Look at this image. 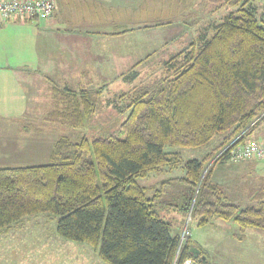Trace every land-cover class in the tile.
<instances>
[{"label": "trees", "instance_id": "obj_1", "mask_svg": "<svg viewBox=\"0 0 264 264\" xmlns=\"http://www.w3.org/2000/svg\"><path fill=\"white\" fill-rule=\"evenodd\" d=\"M254 1L222 0L232 9L165 61L159 76L108 99L114 108L106 131L79 143L56 140L48 163L0 168V231L53 216L60 236L99 249L105 264H211L190 237L181 245L179 223L193 219L201 228L233 221L238 241L250 230L264 233V177L244 188L252 204L241 208L213 171L204 173L210 154L183 164L181 154L164 151L204 148L222 136L214 153L224 164L230 150L223 149L249 142L264 124V13L259 20ZM132 73L138 78V70ZM104 87L55 86L47 118L73 129L91 126L104 110ZM182 166L185 175L162 181L153 198L137 182Z\"/></svg>", "mask_w": 264, "mask_h": 264}, {"label": "rangeland", "instance_id": "obj_2", "mask_svg": "<svg viewBox=\"0 0 264 264\" xmlns=\"http://www.w3.org/2000/svg\"><path fill=\"white\" fill-rule=\"evenodd\" d=\"M99 1L106 9L104 11L107 15L119 11V40L118 36L113 38V42L117 40L119 42V74L109 71L111 73L107 76L97 74V77H92L95 84L93 88L105 87L102 93L104 110L95 116L91 126L73 129L58 124H44L43 159L33 161V165L50 162L48 155L51 146L62 137L79 143L83 137L90 136L94 132L106 131L107 125L113 122L111 120L113 117L109 118V114H111V108H114V104L108 105L106 102L108 99H118L117 97L134 86L155 79L163 70L165 61L186 49L191 42L197 40V36L204 27L211 26L212 22L218 23L232 9L222 0ZM254 5L257 7L258 19H263L264 3L255 0ZM116 6H119V10ZM144 27L148 28L140 29ZM113 30L107 29L108 32ZM133 70H138V78L131 76ZM117 103L124 108L125 102ZM0 111L6 115L10 113L7 117L6 115L2 117L0 128L4 121L12 127L14 132H17V128L24 126L19 117L21 108L11 110L10 107H5ZM128 114L129 111L123 116L127 117ZM10 121L16 123H8ZM254 134L264 138V124ZM253 138L256 139V137ZM223 139L219 136L211 144L200 149L168 145L164 151L181 154L183 164L193 159L203 160L210 154L211 159L205 165L204 173L213 171V180L226 189L229 202L241 208L248 207L252 202L244 188L258 185L260 176L264 177V162L230 160L227 166L225 164L222 166V163H217L220 152L215 155L214 151ZM250 141L254 140L250 139ZM213 153L215 156H212ZM5 166L10 167L8 163ZM184 175L185 169L182 166L173 173L154 172L146 178H138L137 182L146 189L147 197L153 198L162 181ZM20 222L23 226L15 233L0 232V264H105L99 257V249L60 236L57 232V218L53 216L50 218L46 214H38ZM179 227L182 228L180 232L182 245L186 238L190 237L192 241L206 249L211 264H264V233L262 232L250 230L247 232L249 236H245L243 241H238L234 238L238 228L233 221L215 219L208 226L201 228L193 219L190 223L186 221L182 226L179 223ZM14 228L10 229L14 230ZM176 230L173 234L177 233Z\"/></svg>", "mask_w": 264, "mask_h": 264}, {"label": "crops", "instance_id": "obj_3", "mask_svg": "<svg viewBox=\"0 0 264 264\" xmlns=\"http://www.w3.org/2000/svg\"><path fill=\"white\" fill-rule=\"evenodd\" d=\"M57 3L58 11L48 20L0 23V109L21 108L24 125L14 132L2 122L0 168H7V163L10 167L33 165L43 159L44 124L57 125L47 118L55 86L93 89V76H107L109 71L119 74V11L107 15L99 0ZM5 115L0 111V122ZM257 135L250 139L264 141ZM252 161L261 162H247ZM20 223L12 226L14 230L0 232L15 233L23 226Z\"/></svg>", "mask_w": 264, "mask_h": 264}, {"label": "built area", "instance_id": "obj_4", "mask_svg": "<svg viewBox=\"0 0 264 264\" xmlns=\"http://www.w3.org/2000/svg\"><path fill=\"white\" fill-rule=\"evenodd\" d=\"M58 9L57 0H0V23H26L35 19L48 20ZM227 150H230V160L237 162L257 160L264 162V141H249L244 144H238L231 149L226 147L221 154ZM185 264L196 263L188 259Z\"/></svg>", "mask_w": 264, "mask_h": 264}]
</instances>
